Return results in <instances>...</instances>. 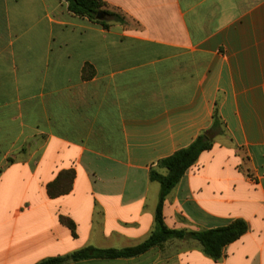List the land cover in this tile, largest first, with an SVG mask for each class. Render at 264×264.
<instances>
[{
    "label": "crops",
    "instance_id": "obj_1",
    "mask_svg": "<svg viewBox=\"0 0 264 264\" xmlns=\"http://www.w3.org/2000/svg\"><path fill=\"white\" fill-rule=\"evenodd\" d=\"M0 0V264L126 249L156 227L159 162L221 133L167 197L190 232L243 220L219 262L191 247L75 264H264V0ZM50 197L49 186L60 175ZM71 220L76 236L61 223ZM193 243V244H191Z\"/></svg>",
    "mask_w": 264,
    "mask_h": 264
},
{
    "label": "trees",
    "instance_id": "obj_2",
    "mask_svg": "<svg viewBox=\"0 0 264 264\" xmlns=\"http://www.w3.org/2000/svg\"><path fill=\"white\" fill-rule=\"evenodd\" d=\"M68 4V10L74 16L88 19L92 23L100 24L108 28L106 20H99L98 15L104 14L106 17L120 21V17L107 11L106 4L101 0H61ZM222 122L218 113L213 117V124L210 130L201 135L191 146L176 152L159 162V168L166 170V175H162L157 170L150 172V180L160 185V198L156 209V227L151 236L142 244L122 250L115 249H96L92 247L83 248L64 257H54L47 259L39 264H75L88 260H118L133 259L144 255L154 248H162L170 240H193L198 243L204 255L214 262H219L224 254V250L231 244L240 240L248 231L249 226L243 220H235L228 226L206 230L190 232L186 230L170 229L164 221V206L167 197L180 183L187 171L192 168L199 160L202 153L212 149L215 137L221 133ZM73 173L60 175L58 182L49 186L50 197H60L70 193L71 186L57 190L55 187L61 180L73 178ZM61 223L71 230L76 236L75 224L67 219L61 218Z\"/></svg>",
    "mask_w": 264,
    "mask_h": 264
},
{
    "label": "rangeland",
    "instance_id": "obj_3",
    "mask_svg": "<svg viewBox=\"0 0 264 264\" xmlns=\"http://www.w3.org/2000/svg\"><path fill=\"white\" fill-rule=\"evenodd\" d=\"M184 242L185 241H183V240H170L167 243H165L163 245V247L160 248V249L164 253L169 254V253L179 252V251H181L183 249L191 247L190 245L185 244ZM187 242H191V241H187ZM191 244H193V243H191ZM105 250H107V249H105ZM120 250H122V249H120ZM68 255H70V254H68ZM65 256H67V255H65Z\"/></svg>",
    "mask_w": 264,
    "mask_h": 264
},
{
    "label": "water",
    "instance_id": "obj_4",
    "mask_svg": "<svg viewBox=\"0 0 264 264\" xmlns=\"http://www.w3.org/2000/svg\"><path fill=\"white\" fill-rule=\"evenodd\" d=\"M98 19L99 20H105L106 19V16L104 14H99L98 15Z\"/></svg>",
    "mask_w": 264,
    "mask_h": 264
}]
</instances>
